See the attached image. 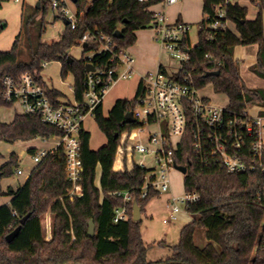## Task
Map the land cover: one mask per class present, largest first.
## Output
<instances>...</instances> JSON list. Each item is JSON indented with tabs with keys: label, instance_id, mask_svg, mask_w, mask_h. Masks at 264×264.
Returning a JSON list of instances; mask_svg holds the SVG:
<instances>
[{
	"label": "trees",
	"instance_id": "1",
	"mask_svg": "<svg viewBox=\"0 0 264 264\" xmlns=\"http://www.w3.org/2000/svg\"><path fill=\"white\" fill-rule=\"evenodd\" d=\"M9 0H0V7ZM162 0H75L80 16L76 30L69 26L56 41L42 42L40 28L32 43L31 23L25 27L24 42L27 53L20 54L19 35L10 50L0 52V79L9 75L18 78L30 73L48 91L51 97L63 96L55 89L49 90L42 79L44 62H59L60 75L73 76L72 88L76 99L82 98L87 61L67 59L69 50L79 44L85 31H98L112 38L121 49L136 42L135 32L146 29L153 18L150 7ZM224 0H203L202 20L198 24L197 43L189 53L184 67L194 77L199 88L211 85L214 93L227 97V109L240 113L248 105L264 108V89H250L244 85L238 62L233 57L236 46H259L257 62L252 72L264 80V0H255L259 12L256 19H246L247 10L236 3L225 7L223 20L235 25L236 34L229 29L209 31L205 25L215 16V8ZM49 1L39 9L46 14ZM87 10L85 11V8ZM0 21V34L6 29ZM119 30L121 38H115ZM213 36L211 41L207 40ZM189 45V39L185 40ZM96 48V47H94ZM86 51H83L85 53ZM109 53L96 54L93 66L109 67ZM210 72L215 76L206 77ZM1 88V87H0ZM139 95V85L132 100H117L103 115L102 104L93 113V119L106 138V144L97 150L90 148V133L80 132L82 176L77 189L66 179L65 159L62 149L48 154L32 169L29 177L16 190L2 191L0 196L11 197L8 205L0 207V264H157L147 261L148 248L166 246L164 241L146 245L141 237L140 223L133 220L132 204L136 202L144 212L147 203L158 193L149 191L141 198L143 177L150 171L135 165L130 149H126L131 132L137 123H124L125 115L133 111ZM1 107L10 105L0 104ZM264 114V112H263ZM61 132L44 124L33 115L14 113L11 122H0V141L15 143L35 138L49 139ZM35 153L34 149L28 151ZM1 157V154H0ZM21 159L15 153L8 156L0 167V180L16 173ZM177 166L185 167L183 189L196 194L197 200L189 203L187 213L192 216L180 232L178 243L170 247L171 255L163 262L177 261L187 264H264V250L257 249L259 231L264 220V209L257 200L264 191V173L229 174L211 160L204 161L193 148L191 133L185 135L175 152ZM100 168L99 185L96 169ZM128 192V219L113 222L114 211L123 205V197L112 192ZM51 215V238L46 239L42 218ZM27 217L24 224L20 220ZM94 223V236L87 234L89 222ZM19 228L11 242L6 236ZM197 228L204 229L207 241L199 247L194 242Z\"/></svg>",
	"mask_w": 264,
	"mask_h": 264
},
{
	"label": "built area",
	"instance_id": "2",
	"mask_svg": "<svg viewBox=\"0 0 264 264\" xmlns=\"http://www.w3.org/2000/svg\"><path fill=\"white\" fill-rule=\"evenodd\" d=\"M87 1L91 3L93 0ZM136 1L143 3L147 0ZM177 2L162 0L161 4L167 8ZM229 3L230 0H224L215 8V16L205 25L206 30L227 28L228 21L223 19L226 16L225 7ZM49 8L55 17L67 22L66 26L70 30L77 29L80 16L76 9L69 7L68 0H49ZM148 28L152 30L153 40L167 55L168 61L159 65L155 71L139 77V95L131 112L137 127L128 144L133 163L150 170L143 177L141 198L147 197L149 191L158 195L169 194L166 205L168 215L163 219V223L168 224L187 212V205L197 200L196 194L183 191L181 196H175L171 193L170 173L178 171L175 152L183 137L191 133L193 148L203 160H211L229 174L264 173V108L251 114L247 106L242 112L236 113L229 111L227 106L212 104L208 97L200 94L205 87L199 88L192 74L184 68L195 45L189 38L190 26L183 22L170 23L161 10L153 12ZM186 39H189V45L185 43ZM212 39V35L207 37L209 41ZM78 45L87 53L83 57L86 63L93 67V71L86 72L81 100L75 98L72 86L71 97H51L47 89L30 73L18 78L5 75L0 79V104L14 107L17 113L36 116L42 123L61 132L60 136L55 137L56 147L36 151L31 156V165L25 171L16 170L18 176L29 177L35 165L61 148L66 179L77 189L83 172L80 132L84 129V122L88 117L93 118L95 109L102 104L113 84L129 79L134 74V58L127 49H121L112 38L97 30L85 31ZM100 53H109V62L113 65L95 68L92 59ZM46 64L44 62L42 67ZM47 88L54 89L49 86ZM135 155L151 158V165H145L143 160L134 162ZM110 195L123 197V205L114 211L113 222L126 221V204L132 200L131 196L128 192L120 191ZM257 200L264 209V191L258 194ZM257 247L264 250V220Z\"/></svg>",
	"mask_w": 264,
	"mask_h": 264
},
{
	"label": "rangeland",
	"instance_id": "3",
	"mask_svg": "<svg viewBox=\"0 0 264 264\" xmlns=\"http://www.w3.org/2000/svg\"><path fill=\"white\" fill-rule=\"evenodd\" d=\"M40 0H20V2H15V0H9L6 3H3L0 7V21L6 22V29L0 34V52L10 49L16 37L19 35L20 41V54H24V57L27 53V46L24 42L25 27L27 22L31 23L30 29L32 33V43L36 41V36L40 31V28L43 27L44 33L41 36L42 42H51L59 39L61 33L64 31V24L61 20L55 17L53 11L48 7L46 14L37 10L35 5L39 3ZM48 0H41L42 6ZM68 5L71 9H76L74 4L68 0ZM160 5H153L150 7L151 12L161 11L158 9ZM184 7V6H183ZM152 8V9H151ZM39 9V8H38ZM185 11L191 16H197L198 18L199 11L194 9L193 6H189L188 9L185 7ZM201 20L196 21L191 25L189 32V38L192 44L197 43V32L198 25ZM184 23V22H183ZM187 24V23H186ZM138 35L142 36L143 40L145 39H154L153 32L150 28L141 29L138 31ZM154 42V40H153ZM158 50L160 49L159 45L154 42ZM130 48V47H129ZM128 51V50H127ZM86 52L83 53V49L80 45H76L69 50V55L75 60H79L82 57L86 56ZM165 55V54H164ZM165 63H167L168 58L165 55ZM240 62V76L242 82L250 88H260L264 89V80L257 78L253 75V72L250 68V62L246 59H241ZM61 65L59 62H48L43 68L41 75L53 85L55 89L65 93L68 96L72 95L71 85L73 84V76L68 74L64 79L60 75ZM138 79L134 74L129 79L119 80L113 84L105 95L102 103L103 115L107 116L109 110L112 108L114 103L117 100H132L136 94ZM201 95H204L209 98L212 104L225 107L227 106L228 99L222 94L214 93L211 85H207ZM260 107L258 105L250 104L248 105V110L251 114H256ZM14 107H1L0 108V120H8L14 113ZM84 128L90 133V147L92 149H98L106 144V138L98 129L94 119L88 117L84 122ZM131 132V136L133 135ZM29 146L41 145L43 142L39 140H33ZM46 144V143H44ZM25 144L21 142L16 143H7L0 141V165L4 164L10 153H17L24 148ZM129 148V144L126 145V149ZM145 165H151V158H144L143 155H135L134 162L138 163L142 161ZM32 157L30 154L24 152L23 158H21V163L17 169H25L31 165ZM24 176H18L14 174L9 178H2V187L4 193L7 192L6 184L11 182L13 184H18L23 181ZM171 179V193L175 196H181L183 194V176L179 171H173L170 173ZM6 198V195L0 196V199ZM169 199V194H161L152 198L147 205L145 206L144 212L141 216L140 223V232L143 242L146 245H150L153 242L164 241L166 246L159 247L154 245L148 248L147 257L149 260H156L158 257L170 256L171 251L170 247L178 243L179 232L181 228L191 221L192 216L188 215L187 212H184L180 217L168 224L163 223L168 215L167 201ZM48 213V212H47ZM46 213V214H47ZM141 214V213H140ZM46 216L42 218V226L44 234L47 237L51 233V225L45 220ZM194 241L197 246H204L207 241L204 236V229L197 228L194 234ZM163 263V262H161Z\"/></svg>",
	"mask_w": 264,
	"mask_h": 264
},
{
	"label": "crops",
	"instance_id": "4",
	"mask_svg": "<svg viewBox=\"0 0 264 264\" xmlns=\"http://www.w3.org/2000/svg\"><path fill=\"white\" fill-rule=\"evenodd\" d=\"M71 1L75 6V0H71ZM230 1H231V3H236L239 6L246 8V10H247L246 19L247 20L253 21L256 19V16L259 12V8H258V4L255 2V0H230ZM158 5H160L158 7V9L165 12V15H166V17L170 23L184 22L190 26V29H191V25L193 23H195L196 21L202 20V18H203V16H202L203 0H178L176 5H174L172 7H167V8H164L161 3H158ZM189 6H193L194 9H197V11H199V15H198L199 19H196L197 16L196 17L194 15L191 16L189 13H187L185 11V7L188 9ZM199 23H197V25ZM227 29H229L231 32L236 34L235 25L229 21L227 23ZM198 30H199V27H198ZM138 31H140V30H138ZM138 31L135 32L136 42L134 43L133 46H131L130 48H127V50L132 55V57L134 58V74L137 76L138 83H139L140 75L145 74V73L150 72V71H155L159 67V65L165 64L166 59H165V55L161 51V49L158 50V48L154 44L155 41L153 42V39H151V38L143 40L142 36L138 35V33H139ZM197 34H198V32H197ZM8 50H10V49H8ZM8 50H6V51H8ZM258 51H259V46L257 44L248 45V46H236L233 49V57L238 62V66H240V62L242 61L241 59H246L250 62V68H252L254 66V64L257 62ZM239 73H240V68H239ZM253 75L257 78H260V77L256 76L254 73H253ZM42 79L47 86L54 88L53 85L45 79V77L42 76ZM260 79H262V78H260ZM137 87H138V84H137ZM246 87H248V86H246ZM248 88H250V87H248ZM250 89H256V88H250ZM257 89H260V88H257ZM56 90H58V89H56ZM59 92H61V91H59ZM61 93L65 96H68L63 92H61ZM71 96H68V97H71ZM14 113H17V112L14 111ZM14 113H13V115H14ZM13 115L8 120H4V121L0 120V122L1 123L11 122ZM84 130H86V129L84 128ZM36 139L43 142V144H41V145L39 144L36 146H29V145H31L29 143H31V141L36 140ZM18 142L25 144L24 148H22V150L20 152L15 153L16 155H18L20 157V159L23 158L24 152L28 153V151L31 149H34L35 152L38 150H52L57 145V140L55 139V137L49 138V139L35 138L32 140H28V141H18ZM44 143H46V144H44ZM89 145H90V143H89ZM92 150H94V149H92ZM6 162H7V160H6ZM2 165H0V167ZM27 178L28 177H23V181L21 183H18V184H13L11 182H8L6 184L7 191L8 190L16 191L25 182V180ZM99 178H100V168L97 167V169H96V185L97 186L99 185ZM0 185H1L2 191H4V189L2 187L1 180H0ZM183 191H184V189H183ZM10 201H11V197L6 195V198L0 199V207L4 206V205H8L10 203ZM45 216H46L45 220L47 221V223L49 225H51L50 213L48 212ZM141 216H142V214H140V219H141ZM50 238H51V234L49 233V235L46 237V239L49 240ZM167 258H168V256L167 257L164 256V257H158L156 260H149L147 257V261L151 262V263H161V262L165 261Z\"/></svg>",
	"mask_w": 264,
	"mask_h": 264
},
{
	"label": "water",
	"instance_id": "5",
	"mask_svg": "<svg viewBox=\"0 0 264 264\" xmlns=\"http://www.w3.org/2000/svg\"><path fill=\"white\" fill-rule=\"evenodd\" d=\"M35 7H36V9H38L39 8V3H37L35 5ZM63 24L66 26L67 25V22L66 21H63ZM114 36H115V38H121L122 37L121 31L117 30L114 33ZM84 46L85 45H83V47ZM67 60L69 62H72L73 58L71 56H69ZM89 71H93V67L90 64H87L86 65V72H89ZM217 74H218V72H210V73H207L205 76L206 77H209V76H215ZM133 122H134V119L132 118V113L131 112L130 113H127L125 115L124 123H133ZM176 169L178 171H180L182 174H185L186 173V168L185 167L177 166ZM132 213H133V220L134 221H138L140 219L141 209H140V207H138V205H137L136 202H133V204H132ZM26 218L27 217H24L23 219H21L20 220V223L21 224H24ZM19 230L20 229L17 228L13 232H11L9 235H7L6 236V241L7 242H11L15 238V236L18 234ZM87 234H88L89 237H93L94 236V223H93L92 220L89 222ZM67 264H74V263H67ZM157 264H187V263L177 262V261H168V262L157 263Z\"/></svg>",
	"mask_w": 264,
	"mask_h": 264
}]
</instances>
